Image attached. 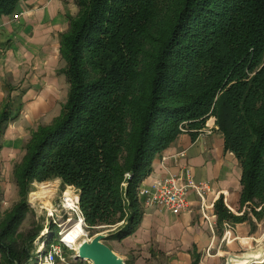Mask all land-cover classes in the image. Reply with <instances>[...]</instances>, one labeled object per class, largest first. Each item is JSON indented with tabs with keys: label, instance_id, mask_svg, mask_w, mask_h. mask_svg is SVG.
Instances as JSON below:
<instances>
[{
	"label": "trees",
	"instance_id": "16d2710c",
	"mask_svg": "<svg viewBox=\"0 0 264 264\" xmlns=\"http://www.w3.org/2000/svg\"><path fill=\"white\" fill-rule=\"evenodd\" d=\"M21 1L0 0V20ZM78 7L60 38L67 100L52 124L32 132L14 168L21 201L0 222L4 264H29L36 235L22 245L17 236L37 181L74 186L94 235L105 226L115 227L114 240L131 236L154 160L184 129L196 138L210 118L242 168L240 209L221 198L218 224L255 231L264 219V0H78ZM14 90L0 113V139L23 107ZM1 205L0 181V214Z\"/></svg>",
	"mask_w": 264,
	"mask_h": 264
},
{
	"label": "crops",
	"instance_id": "0c3cea01",
	"mask_svg": "<svg viewBox=\"0 0 264 264\" xmlns=\"http://www.w3.org/2000/svg\"><path fill=\"white\" fill-rule=\"evenodd\" d=\"M78 12V0H25L13 15L0 20V113L9 100L10 88L15 92L19 87L28 86L17 100L12 98L15 104H23V107L15 124L7 127L8 138L21 139L25 135L16 126L27 121V105L34 106L36 118L41 117L53 104L54 91L67 81L66 76H59L66 67L60 54V38L69 30L70 17ZM18 14L20 18L15 20ZM6 75L14 79L15 85H22L15 87L8 83ZM214 122L215 119L211 124ZM204 132H199L196 138H193V131L182 132L154 160L152 172L141 188L149 187L155 178L167 172L180 174L187 168L196 182L209 186L206 198L213 213L221 198L228 209L238 213L241 165L234 153L225 150L221 132L217 129L212 134ZM6 147H2L3 151ZM188 199L190 211L180 214L160 208L146 210L140 202L141 223L131 236L116 241L114 246L109 245L110 248L127 264H225L232 253L243 251L248 255L264 251V244L252 250L261 239L257 228L253 231L249 223L234 225L228 222L233 228L226 230L224 224H218L217 217V227L212 232L202 218L199 198L191 192ZM263 263L264 259L258 262Z\"/></svg>",
	"mask_w": 264,
	"mask_h": 264
},
{
	"label": "rangeland",
	"instance_id": "374dc122",
	"mask_svg": "<svg viewBox=\"0 0 264 264\" xmlns=\"http://www.w3.org/2000/svg\"><path fill=\"white\" fill-rule=\"evenodd\" d=\"M61 75L63 77L65 76L63 74H60L59 76ZM5 81L10 84H14L15 82L13 78L8 77L7 75L5 76ZM20 85H22V83H18L17 85L14 84L15 87H19ZM27 88L19 87L18 90L12 93V98L17 100ZM54 92L55 94L53 95L52 100L53 104L49 111L42 113L41 117L36 118L34 116V106L27 105V121L24 120L16 126L21 133L24 132L25 134L21 139L15 137L8 138V135H6L7 128L0 139V145L2 147L7 146L6 150H0V181L2 191L0 222L5 214L11 211L13 207L21 201L19 189L14 176V168L23 160L26 154V144L31 138V132L36 130L40 125L46 126L52 124L53 119L60 114L69 92L68 81L64 80L60 87H57V90ZM15 121L10 124H15ZM21 140L22 144H19ZM9 144L11 146H9ZM78 195L79 192L74 186L63 185L62 180L59 178L44 182L37 181L32 184L27 200L29 213L26 215L25 220L20 226L17 236L19 244L22 245L26 239H29L32 235H36V238L29 245V251L31 254V258L28 261L29 264H40L41 262L37 260L39 254L44 250L43 246L46 244L45 242H50V244L58 243L60 233L62 232L63 234L74 225L75 221L80 220L76 211L64 208L65 196L74 199L78 198ZM81 221L85 223L84 215ZM121 224L117 225V227ZM256 226L259 230L258 233L260 234L261 239L259 242L255 243L252 250H256L258 245L264 244V219ZM114 229L115 227H98L96 231L99 233L94 235L85 223L86 236L81 241L85 239L92 240L99 234L109 235V232ZM116 241L117 240L108 237L105 243L108 246H114ZM63 254L68 258L66 264H76L71 260V256L76 254L74 249H64ZM238 254L245 253L242 251ZM4 263V257L0 254V264ZM81 263L90 264L87 261L79 262V264ZM57 264L63 263L58 261Z\"/></svg>",
	"mask_w": 264,
	"mask_h": 264
},
{
	"label": "built area",
	"instance_id": "2783aa9c",
	"mask_svg": "<svg viewBox=\"0 0 264 264\" xmlns=\"http://www.w3.org/2000/svg\"><path fill=\"white\" fill-rule=\"evenodd\" d=\"M21 14L15 15L14 19H19ZM214 118H210L206 123V129H202L200 132L206 131V134H212L214 129L218 128L215 122L211 124ZM187 131V130H183ZM183 156V155H182ZM193 192L200 200V211L202 218L210 228L212 232L217 227V215L211 211L212 206L207 203V193L209 192V186L205 183H198L194 180L191 171L189 169H183L180 174H173L167 172L162 177L155 178L149 187H140L138 192V198L142 206L146 210L160 208L172 213L180 214L188 212L191 209L189 202V194ZM64 208L77 212L78 218L83 219V212L80 208L79 195L78 198L64 197ZM85 229V223H83ZM226 230H232V226L228 223H224ZM65 237H62L60 233V239L58 243H51L48 246H43L42 252L38 256V260L45 264H57L60 261L63 264L67 263L68 258L64 256V249H74L75 255H72L71 260L74 263L84 262L78 258V251L75 246L64 243ZM88 262V261H87ZM92 264L91 262H89ZM82 264V263H81Z\"/></svg>",
	"mask_w": 264,
	"mask_h": 264
},
{
	"label": "water",
	"instance_id": "95a60500",
	"mask_svg": "<svg viewBox=\"0 0 264 264\" xmlns=\"http://www.w3.org/2000/svg\"><path fill=\"white\" fill-rule=\"evenodd\" d=\"M108 237V235L99 234L92 240L81 241L77 247L78 258L92 264H127L105 243ZM236 261L251 263L255 262V259H250L245 254L232 253L228 256L225 264H235Z\"/></svg>",
	"mask_w": 264,
	"mask_h": 264
},
{
	"label": "bare ground",
	"instance_id": "6f19581e",
	"mask_svg": "<svg viewBox=\"0 0 264 264\" xmlns=\"http://www.w3.org/2000/svg\"><path fill=\"white\" fill-rule=\"evenodd\" d=\"M85 236H86V232L84 229L83 221H81V220L75 221L74 225L69 230H67L66 232H64L62 234V237H65V239L63 240L64 243H68L69 245H72V246L74 245L76 250H77V247L79 245V242ZM246 256L250 259H252V258L255 259V262H251V263L258 264V262H260L264 259V251L262 250L260 253H257V254L256 253H250ZM251 263H249V262L246 263V261H243V262L236 261L235 262V264H251ZM40 264H44V263H40Z\"/></svg>",
	"mask_w": 264,
	"mask_h": 264
}]
</instances>
